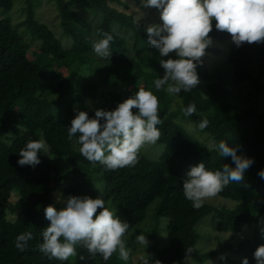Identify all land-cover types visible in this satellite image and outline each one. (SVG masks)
Segmentation results:
<instances>
[{
  "label": "trees",
  "instance_id": "1",
  "mask_svg": "<svg viewBox=\"0 0 264 264\" xmlns=\"http://www.w3.org/2000/svg\"><path fill=\"white\" fill-rule=\"evenodd\" d=\"M55 2L60 15L58 27L69 38L67 42L41 18V0H23L25 15L18 20L11 14L16 0H0V264H140L125 240L134 229L154 240L146 254L151 264H207L223 253L222 248L204 251L199 247L204 240L197 226L208 215L212 216L213 230L245 234L238 245H230L231 253L237 256L230 262L241 264L246 257L249 264H256L253 253L264 245V179L258 175L264 169V104H241L240 94L249 91L237 86L253 81L249 96L264 95V42H244L237 47L229 33L215 29L213 21L209 33L212 44L197 67L200 83L191 92L182 91L178 106L173 107L171 95L154 87L164 69L158 50L147 44L145 28L161 23L157 9L144 8L140 0L134 5L133 0ZM134 7L145 14L140 25L134 23ZM113 28L117 32H112ZM105 32L114 36L109 59H101L92 51V43ZM170 56L175 58L172 53ZM224 69L227 73L222 76ZM140 87L159 99L163 121L158 125L159 142L165 145L159 159L139 152L134 167L112 171L83 158L77 138L68 137L67 127L76 110H85L92 118L96 109L114 110ZM189 103L196 105L197 113L185 117L182 109ZM205 118L209 125L201 133L209 142L226 140L237 148L238 155L254 160L244 181L232 182L218 194L236 201L232 208L205 202L197 210L183 195L190 166L201 162L209 170L222 169L224 164L235 166L230 156L222 158L208 152L209 142L201 143L187 130H194L189 120L197 127ZM41 137L49 154L68 157L69 169L60 170L45 153L39 154L41 163L34 167L18 165V153L26 142ZM97 182L103 186L106 206L129 223L123 237L130 247L129 259H120L117 251L105 261L79 246L77 255L67 261L43 255L39 244L42 231L50 224L44 208L64 207L70 196L98 198ZM157 198L156 225L150 232L141 225ZM246 226L252 227L250 233L244 232ZM24 232H31L33 238L20 251L14 241ZM186 248L193 249L188 260Z\"/></svg>",
  "mask_w": 264,
  "mask_h": 264
},
{
  "label": "clouds",
  "instance_id": "2",
  "mask_svg": "<svg viewBox=\"0 0 264 264\" xmlns=\"http://www.w3.org/2000/svg\"><path fill=\"white\" fill-rule=\"evenodd\" d=\"M140 4L159 12L161 23L145 28L147 44L158 50L159 63L164 69L163 76L155 79L154 87L173 97L182 91L191 92L200 83L197 67L202 65V57L212 44L209 33L213 31V21L215 29L229 33L237 47L244 42H264V0H140ZM134 9V23L140 25L145 14L139 8ZM112 32L117 30L113 28ZM113 40V34L105 32L102 38L92 43V51L101 59H109ZM182 111L185 117H191L197 113V108L194 103H189ZM162 123L157 95L140 87L134 96L118 103L114 110L96 109L92 118L87 111L76 110L67 128L68 137L77 138L83 158L114 171L134 167L140 150L159 141L158 125ZM208 125L209 121L202 119L193 131L202 132ZM206 148L222 158L230 156L235 166L224 164L217 170H209L204 162L190 166L182 190L185 199L197 210L225 186L244 181L246 172L254 163L252 158L238 155L237 148L230 147L226 140H212ZM47 152L48 145L42 137L29 140L19 151L17 163L21 167H34L41 163L39 154ZM258 175L264 179V169L259 170ZM44 215L50 224L42 231L39 251L49 259L67 261L77 255L78 246L86 248L92 255L99 254L105 261L117 251L120 259H129V250L123 239L129 223L106 206L103 195L95 199L70 196L64 207L49 205L44 208ZM261 232L264 234V228ZM32 238L31 232L18 234L14 245L24 251ZM135 242L146 247L149 243L143 234L135 236ZM192 252V248H186V260ZM253 256L256 264H264V245L258 246ZM241 264H249L248 259L243 258Z\"/></svg>",
  "mask_w": 264,
  "mask_h": 264
},
{
  "label": "rangeland",
  "instance_id": "3",
  "mask_svg": "<svg viewBox=\"0 0 264 264\" xmlns=\"http://www.w3.org/2000/svg\"><path fill=\"white\" fill-rule=\"evenodd\" d=\"M38 7L40 9V15H42L41 18L50 24L51 28L56 32L57 36L59 38H61L64 42L69 41V38H67L63 34L62 28L58 27V23L60 22L59 21L60 15H59V11L57 9L55 0H41V3ZM11 14H12V17L14 18V20H18L20 17L25 15V11H23V0H16L15 7L12 10ZM82 14H84V12H82ZM215 43L217 44V42H215ZM226 73H227V70L224 69V71L220 74L223 76ZM237 87H239L241 89L242 88L245 89L247 87L246 91H249V92L253 91V89H254L253 88L254 87L253 81H252V83L250 81H248V82L246 81L243 84L238 85ZM248 93L240 94L239 102L241 104H243V105L252 104V103H254V101H259L262 104H264V95H260V96L252 98L249 96ZM171 97H172L173 107H177L179 104V101H180L179 96H176V97L171 96ZM179 120H180V118H179ZM188 120L189 119H187V121ZM189 121L192 123V124H189V127L192 129H195L196 124L193 123V121H191V120H189ZM186 128L189 131V133H191L195 138L197 137L201 143L207 144L209 142V140H207L208 139L207 135H205L201 132H195L194 133L188 127H186ZM164 150H165V145L158 141L155 145H145L140 150V152L145 154L150 159H159V157L163 154ZM46 155L50 156L52 158L53 162L55 161V163L59 166V169L62 171H65L66 169H69L71 167L68 157L56 156V155L49 154L48 152ZM97 185L100 188V194L99 195L101 196L102 192H103V186L99 185L98 182H97ZM17 197L18 196L16 194H14V198L17 199ZM159 200L160 199L157 198L148 208V213H147L148 217L145 220V222L141 225L142 229L149 230L150 232L153 231V228L156 225V217H155V209L154 208H155L156 204L159 202ZM205 202L208 204H211L213 206L227 207V208H232V207H235V205H236V201H234L230 198H225L223 196H219V195H217L213 198H210V199L206 200ZM211 219H212V216L208 215V216L204 217L199 222V224L197 226L198 230L202 231L201 237L204 240L202 242V244H199V247L204 251H210V250L222 248L223 253L219 254L218 256L213 258L207 264H233L230 262V259H236L237 256L234 253H231L230 245H232V244L235 246L238 245L240 240L243 239V237H244L243 235H245V234L241 235L240 233H235L232 231L217 232L211 228ZM250 229H252V227L246 226L244 229V232H249ZM139 234H143L146 236V238L149 242L147 247L145 245H138L135 242V236H137ZM162 236L165 237L164 234H162ZM125 240L127 241V244L133 249V257L135 260H137V261L139 260L138 263H140V264H151L150 260L148 259L151 257L146 255L148 252L147 251L148 248L151 245H153V243H154V240L152 239L151 235L148 236L144 233L137 232L134 229L125 237ZM219 241L221 242V244H219ZM164 243H165V241H164ZM203 244H205V245H203ZM128 245H127V247L130 249V247ZM143 254H145L147 257H142ZM226 255H228V257H226L224 259V261H223L224 263H221V261L223 260V259H221V256L224 257Z\"/></svg>",
  "mask_w": 264,
  "mask_h": 264
}]
</instances>
